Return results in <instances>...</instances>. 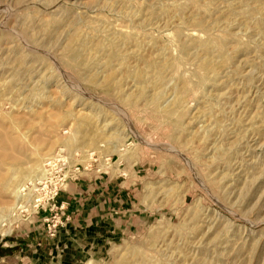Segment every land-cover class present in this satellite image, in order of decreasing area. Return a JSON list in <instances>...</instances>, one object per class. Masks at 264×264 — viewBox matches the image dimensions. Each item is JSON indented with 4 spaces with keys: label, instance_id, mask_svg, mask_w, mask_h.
<instances>
[{
    "label": "rangeland",
    "instance_id": "1",
    "mask_svg": "<svg viewBox=\"0 0 264 264\" xmlns=\"http://www.w3.org/2000/svg\"><path fill=\"white\" fill-rule=\"evenodd\" d=\"M0 83L28 170L0 185V264H264V0H0ZM84 117L95 142L69 147ZM60 149L81 173L56 215L26 186Z\"/></svg>",
    "mask_w": 264,
    "mask_h": 264
},
{
    "label": "bare ground",
    "instance_id": "2",
    "mask_svg": "<svg viewBox=\"0 0 264 264\" xmlns=\"http://www.w3.org/2000/svg\"><path fill=\"white\" fill-rule=\"evenodd\" d=\"M257 1V0H256ZM192 2H193V0H192ZM196 3V2H195ZM175 8H176V6H175ZM174 8V9H175ZM181 8V7H180ZM173 9V10H174ZM178 9V8H177ZM174 11H176V9L174 10ZM176 13H177V11H176ZM152 15V14H151ZM200 20V19H199ZM200 23H201V21H200ZM44 24V23H43ZM60 24V23H59ZM202 24V23H201ZM197 25V24H196ZM200 25V24H199ZM198 25V26H199ZM44 27H42L41 29H43L46 33H48L49 35L50 34H52V32H53V27L50 25V24H47V25H43ZM201 26V25H200ZM57 32V31H56ZM127 34V33H126ZM120 37H123L122 35H119ZM128 38V37H127ZM126 38V39H127ZM87 40V39H86ZM82 41H84V40H82ZM81 41V42H82ZM194 41H196V40H194ZM81 42L79 41V39L77 38V36H75V35H72L70 38H69V40H68V42H67V44H66V46L64 47V55L66 56V57H68L70 60H71V62H72V64L73 65H75V66H77V67H80V68H82V67H84L85 65H86V63L85 62H87L86 61V58L84 57L85 55H84V53H83V50H82V47L83 46H85V44L82 46V44H81ZM123 42V41H122ZM211 43H214V42H211ZM219 43H220V41H219ZM114 44V43H113ZM195 44H197V43H195ZM200 44V43H199ZM221 44V43H220ZM118 45V44H117ZM219 45V44H218ZM116 46V45H115ZM182 46V48H183V45H181ZM201 46L203 47V49H204V51H205V54H204V56H203V58H202V61H201V66H202V68H204V69H211L213 66H214V64H213V60L211 59V58H209L210 56H211V54L210 53H208V50H209V48L211 49V47H210V43L209 42H201ZM100 47V46H99ZM218 47H221V46H218ZM84 48V47H83ZM220 49V48H219ZM99 50V49H98ZM118 50V49H117ZM115 51V50H114ZM119 51V50H118ZM201 51V50H200ZM110 52V51H109ZM115 53H116V51H115ZM113 51L112 52H110V53H108V60L107 61H110L111 59H112V61L114 60V59H116L117 57H115V55H117V54H115ZM208 54H210V56H208ZM119 55V54H118ZM183 55V54H182ZM96 56V55H95ZM120 56V55H119ZM119 56H118V58H119ZM185 57H187L186 55H184ZM115 57V58H114ZM114 58V59H113ZM166 59V58H165ZM180 59V58H179ZM183 59V58H182ZM185 59V58H184ZM152 60V59H151ZM112 61H111V63H112ZM166 61V60H165ZM169 61V60H168ZM168 61H166V62H168ZM18 62H19V65H21L22 63H23V59L22 58H19L18 59ZM70 62V61H69ZM89 62V61H88ZM150 62V61H149ZM170 62V61H169ZM90 63V62H89ZM93 63H95V62H93ZM93 63H91V65L93 64ZM152 63V62H151ZM161 63H164V61H162ZM156 64H158V63H156ZM170 64H171V62H170ZM170 64H169V66H170ZM96 65V64H95ZM168 64L167 63H164V65H162L163 67L162 68H164V66H167ZM24 66V65H23ZM87 66H89V64H87ZM93 66V65H92ZM156 66V65H155ZM149 67V66H148ZM171 67V66H170ZM18 68V67H17ZM128 68V67H127ZM131 68V67H130ZM129 68V69H130ZM155 69V68H154ZM156 69H158V68H156ZM166 70H167V68H166ZM202 70V69H201ZM212 70V69H211ZM109 71V70H108ZM112 71V70H111ZM213 71V70H212ZM211 71V72H212ZM81 72V71H80ZM132 72V71H131ZM157 72H158V70H157ZM16 73V72H15ZM19 73V72H18ZM165 73V72H164ZM17 74V73H16ZM108 74V73H107ZM155 74V73H154ZM15 75V74H14ZM158 75V74H157ZM156 75V76H157ZM162 75V74H161ZM133 76H135V75H133ZM136 76L138 77V78H141L142 77V72H140V71H138V72H136ZM135 76V77H136ZM144 76V75H143ZM155 77V76H154ZM160 77V76H159ZM163 77V76H162ZM157 77H155V79H156ZM143 79V78H142ZM142 79H141V81H142ZM162 79V78H161ZM161 79H159L158 78V80H161ZM140 80V79H139ZM157 80V81H158ZM159 82V81H158ZM201 82V81H200ZM108 85H112V77H111V75L109 74V77L107 78V82H106ZM139 83V82H138ZM161 83H163V82H161ZM161 83H159V84H161ZM142 84V83H141ZM145 84V83H144ZM143 84V85H144ZM158 84V85H159ZM11 85L12 84H8V83H0V98H4L5 97V94L11 89ZM107 85V86H108ZM190 85V84H189ZM183 86V85H182ZM111 87V86H110ZM143 88H145L144 86H142ZM161 87V86H160ZM142 88V89H143ZM158 88V87H157ZM162 88V87H161ZM185 89V88H184ZM187 89V88H186ZM185 89V90H186ZM180 90H181V88H180ZM184 90V91H185ZM156 91V90H155ZM154 91V92H155ZM163 91V90H162ZM162 91H160L159 90V88H158V90H157V92H156V97L160 94V92H162ZM140 92V91H139ZM146 91H143V93H145ZM181 92V91H180ZM184 93V92H183ZM142 95H144V94H142ZM141 96V95H140ZM155 96V95H154ZM142 97V96H141ZM153 97V96H152ZM149 98V97H148ZM151 98V97H150ZM181 98V97H180ZM155 99V98H154ZM147 100H149V99H147ZM151 100V99H150ZM149 100V101H150ZM156 100V99H155ZM158 100H159V98H158ZM158 100H156L157 102H158ZM0 101H1V99H0ZM155 101V103H157ZM180 100H179V98H178V100H176L175 101V103H173V104H175L173 107L171 106V107H169V108H167V109H165V113L166 114H168V115H173L174 116V109L176 108V106L180 103L179 102ZM152 102H154V100L152 101ZM175 107V108H174ZM176 112H177V110H175ZM180 113V112H179ZM178 115V114H177ZM64 117V116H63ZM176 117V116H175ZM62 120V119H61ZM17 121V120H16ZM19 121V120H18ZM17 123V122H16ZM96 132V130L94 129V127H93V125H92V120L89 118V117H84L82 120H80L79 122H78V124H77V127H76V131H75V134H73L74 135V137H72L71 139H69L68 141H66L67 143V145L69 146V147H72V148H74L75 146H77L78 144H85V145H88V144H93L94 142H95V137H94V133ZM1 133V132H0ZM3 135H1V137H2ZM8 139V138H7ZM10 141V140H9ZM0 143L2 144V149L3 150H0V164H2V163H4V161L5 160H8V162H7V164H9L10 165V169L9 170H11V171H8L7 173L5 172V173H3V172H0V185H1V187H2V189H6L8 186L10 187V185H11V183H12V180L13 179H15V180H18V179H20V178H22V177H24L25 175H26V173H27V171H26V169H24V161H25V159L23 158V157H19V156H17L14 152H11V151H9L7 148H10V147H12L11 146V144H10V142H8L7 140H6V138H1V141H0ZM65 144V145H66ZM66 145V146H67ZM47 146V145H46ZM7 147V148H6ZM7 149V150H6ZM12 149V148H11ZM10 149V150H11ZM19 154V153H18ZM29 164V163H28ZM8 165V166H9ZM32 165V164H31ZM7 166V165H6ZM33 166V165H32ZM26 167V166H25ZM29 169V168H28ZM2 170V169H1ZM33 171V170H32ZM31 171V172H32ZM31 174V173H30ZM41 174H42V169H41ZM14 180V181H15ZM22 180V179H21ZM15 183V182H14ZM15 185V184H14Z\"/></svg>",
    "mask_w": 264,
    "mask_h": 264
},
{
    "label": "built area",
    "instance_id": "3",
    "mask_svg": "<svg viewBox=\"0 0 264 264\" xmlns=\"http://www.w3.org/2000/svg\"><path fill=\"white\" fill-rule=\"evenodd\" d=\"M92 160L95 161V158ZM80 173V165L74 164L63 149L46 159L43 163L42 174L26 186V189L33 194L34 208L49 210L58 215L57 212L63 208V205L57 204L60 192L65 183L77 180ZM57 225V222L53 224V232H56Z\"/></svg>",
    "mask_w": 264,
    "mask_h": 264
},
{
    "label": "crops",
    "instance_id": "4",
    "mask_svg": "<svg viewBox=\"0 0 264 264\" xmlns=\"http://www.w3.org/2000/svg\"><path fill=\"white\" fill-rule=\"evenodd\" d=\"M62 198H64V197H62L61 195L58 197V199H57V204L59 205V204H63V205H65L67 202L66 201H64V200H62ZM67 201H69L68 200V198H67ZM72 203V200L69 202V204H71ZM77 212H79L78 214H77V216L79 217L80 216V213L82 212V211H80V210H77Z\"/></svg>",
    "mask_w": 264,
    "mask_h": 264
}]
</instances>
